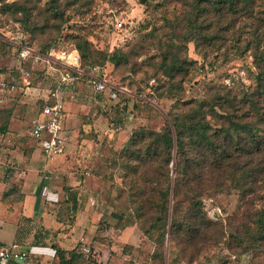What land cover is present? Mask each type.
Masks as SVG:
<instances>
[{
	"label": "rangeland",
	"instance_id": "374dc122",
	"mask_svg": "<svg viewBox=\"0 0 264 264\" xmlns=\"http://www.w3.org/2000/svg\"><path fill=\"white\" fill-rule=\"evenodd\" d=\"M12 1L23 0H0V80L4 89L10 84L15 88L1 93L0 98L24 106L19 111V125L25 141L34 144L28 134L31 121L45 99H53L60 72L73 71L55 54L60 49L73 47L79 54L78 70L82 74H79L76 88L74 91L60 89L59 95L63 97L65 114H70L64 130L69 138L73 136L69 141L83 148L81 154L73 158L69 169L75 171L79 180L83 179L79 186L83 200L97 212L94 217L97 230L107 234L102 237L101 247L112 249L109 258L100 251L103 264H163V261L164 264H264V243L261 248L241 253L242 247L229 239L228 233L221 243L203 248L193 257L189 245L169 242L168 237L163 244L158 243L159 230H148L149 215L146 220L136 218L128 195L133 175L121 164V148L131 131L139 127L162 131L164 115L175 103L172 96L168 98L163 92V83L167 80L160 65L168 49L191 63L183 90L175 94L179 99L212 102L215 97L233 95L240 99L253 91L259 68L247 44L257 31L254 24L257 15L228 14L218 22L216 17L209 15L210 24L203 33L214 38L205 41L198 37L196 41L182 43L180 39L187 31L183 15L189 5L181 0H62L66 21L59 31H53V39L47 41L49 29H45L47 34H41L28 24L25 26L22 14L3 11L1 5ZM49 1L33 0L38 8L33 10L31 21L38 24L44 21V11L39 7ZM262 9L264 0H257L254 12ZM118 23L122 26L118 27ZM79 39H87L92 50L104 55L118 51L124 56L117 65L105 61L99 54L97 57L82 56L77 47ZM20 45L39 55L36 58L34 54L22 63L29 72L28 86L22 84L18 72ZM90 78L103 80L104 90H95ZM112 93L117 97H112ZM23 96L28 102H18ZM183 109L185 107L181 106L180 111H186ZM252 119L257 121L256 117ZM209 121L213 122L211 118ZM258 125L264 129V123ZM146 170L147 178H151L150 169L146 167ZM136 181L137 186L145 187L147 194L151 183H144L141 176ZM257 195L248 206L240 208L234 191L230 196L205 198L204 210L212 220H221L227 232H233L242 222H250L246 211L263 207L264 199L259 197L264 196V184H260ZM90 196L95 197L97 203L91 204ZM125 227L129 230L118 237L119 229ZM87 234H90L87 230L82 232L83 237ZM115 234L113 245L110 235ZM86 243L79 240L76 249L80 250L83 244L89 245Z\"/></svg>",
	"mask_w": 264,
	"mask_h": 264
},
{
	"label": "trees",
	"instance_id": "16d2710c",
	"mask_svg": "<svg viewBox=\"0 0 264 264\" xmlns=\"http://www.w3.org/2000/svg\"><path fill=\"white\" fill-rule=\"evenodd\" d=\"M181 1L189 5L183 15L187 31L180 39L182 43L196 41L198 37L205 41L214 38L203 33L210 24L209 15L216 17L217 22L228 14L257 15L254 23L257 31L247 44L253 51V62L259 68L256 86L240 99L234 95L218 96L212 102L179 99L175 94L183 90L191 63L179 58L173 49H168L160 65L167 80L163 83V92L168 98L172 96L175 103L164 115L162 131L145 127L133 129L122 146V167L133 175L128 195L136 218L146 220L149 215L148 230H159L157 242L160 244L168 237L169 242L189 245L193 257L203 248L221 243L228 233L229 239L242 247L241 253L249 252L250 248H261L264 243V205L246 211L250 222H242L233 232H227L221 220L207 216L203 201L205 198L230 196L234 191L238 208L248 206L250 200L258 197L260 184H264V129L258 125L264 123V9L254 12L257 0ZM61 2L50 0L39 7L44 11L41 24L31 21L33 10L38 8L33 0L5 2L1 6L4 12L22 14L25 26L28 24L41 34L48 33L46 40L49 41L53 39V31H59L66 21ZM45 29H49L47 33ZM77 47L82 56L97 57L99 54L114 65L124 56L118 51L107 55L94 51L87 39H79ZM173 47L181 48L178 45ZM11 104L0 107V132L7 128ZM181 106L186 111H180ZM254 117L257 121L252 119ZM146 167L150 169L151 178H147ZM140 176L144 183H151L147 194L145 187L137 186L136 178ZM259 198L264 199V196ZM68 200L74 206L75 195ZM53 247L55 258L49 264H92L76 248L65 251Z\"/></svg>",
	"mask_w": 264,
	"mask_h": 264
},
{
	"label": "crops",
	"instance_id": "0c3cea01",
	"mask_svg": "<svg viewBox=\"0 0 264 264\" xmlns=\"http://www.w3.org/2000/svg\"><path fill=\"white\" fill-rule=\"evenodd\" d=\"M113 94L116 98V93ZM5 100L0 98V104H6ZM18 102H28V98L23 96ZM10 106L7 128L0 132V246L16 244L29 255L25 263L10 264H49L55 258L53 245L69 251L76 248L79 240L88 242L89 245L84 244L88 254L82 248L77 251L92 264H103L100 251L105 252L106 258L112 251L101 247L102 237L107 234L97 230L94 218L97 212L83 200L79 187L83 179L79 180L75 171L69 169L83 148L69 141L73 136L69 138L65 130V152L53 156L43 154L35 143L25 141L21 133L19 111L24 106L14 103ZM69 119L70 114H65L63 127ZM72 194L76 199L74 206L68 200ZM89 199L91 204L97 203L95 197ZM86 230L90 234L83 237L82 232ZM128 230L127 227L119 229L118 237ZM116 235H110L113 245Z\"/></svg>",
	"mask_w": 264,
	"mask_h": 264
},
{
	"label": "built area",
	"instance_id": "2783aa9c",
	"mask_svg": "<svg viewBox=\"0 0 264 264\" xmlns=\"http://www.w3.org/2000/svg\"><path fill=\"white\" fill-rule=\"evenodd\" d=\"M117 26L121 27L122 23H118ZM19 47L18 57L21 61L18 72L20 73L22 84L28 86L30 83L28 79L29 72L23 67L22 63L35 53L27 46L20 45ZM51 51L49 53L50 55L53 54ZM55 56L64 61L73 71L65 70L60 72V79L56 91L52 93L53 99L51 101H49L48 97L45 99L44 105L32 119L28 133L40 151L47 156L61 155L65 152L67 143V135L63 128L65 108L63 97L59 95V92H61L60 89L74 91L79 74H82L78 70L80 57L74 47L60 49ZM35 57L38 58L39 55L35 54ZM90 82L95 90L103 91L105 88V82L101 79L90 78ZM226 82H229V79ZM14 88L15 85L10 84L9 87L4 89V83L0 80V95L5 91L9 92L14 90ZM111 96L114 97L115 95L112 93ZM82 250L84 252L87 251L84 244ZM27 255L28 253L26 251H20L16 244L1 246L0 264H10L11 262L22 263L27 259Z\"/></svg>",
	"mask_w": 264,
	"mask_h": 264
},
{
	"label": "water",
	"instance_id": "95a60500",
	"mask_svg": "<svg viewBox=\"0 0 264 264\" xmlns=\"http://www.w3.org/2000/svg\"><path fill=\"white\" fill-rule=\"evenodd\" d=\"M172 165H173V163H172ZM174 174V171H173V169H172V175Z\"/></svg>",
	"mask_w": 264,
	"mask_h": 264
}]
</instances>
